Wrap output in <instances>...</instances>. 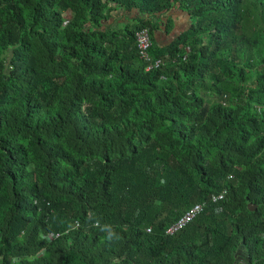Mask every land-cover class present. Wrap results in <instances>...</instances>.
<instances>
[{
	"label": "trees",
	"instance_id": "trees-1",
	"mask_svg": "<svg viewBox=\"0 0 264 264\" xmlns=\"http://www.w3.org/2000/svg\"><path fill=\"white\" fill-rule=\"evenodd\" d=\"M0 264H264V0H0Z\"/></svg>",
	"mask_w": 264,
	"mask_h": 264
},
{
	"label": "built area",
	"instance_id": "built-area-1",
	"mask_svg": "<svg viewBox=\"0 0 264 264\" xmlns=\"http://www.w3.org/2000/svg\"><path fill=\"white\" fill-rule=\"evenodd\" d=\"M134 43L135 47L137 49L139 57L144 60L145 62L149 60L147 56V49L151 46V40L150 35L146 29H141L140 31H137L134 34ZM160 62L156 61L154 64H151L146 67V69H150L151 66H159ZM222 193L218 196H214L213 199L221 198ZM203 208V204L196 203L193 206H191L187 211H185L177 221L173 223L168 229L167 232L173 233L177 229H179L181 226H183L186 222L191 220L194 215L198 214Z\"/></svg>",
	"mask_w": 264,
	"mask_h": 264
},
{
	"label": "clouds",
	"instance_id": "clouds-1",
	"mask_svg": "<svg viewBox=\"0 0 264 264\" xmlns=\"http://www.w3.org/2000/svg\"><path fill=\"white\" fill-rule=\"evenodd\" d=\"M113 235H114V233L109 232V236H108V238H109V239H112V238H113Z\"/></svg>",
	"mask_w": 264,
	"mask_h": 264
},
{
	"label": "rangeland",
	"instance_id": "rangeland-1",
	"mask_svg": "<svg viewBox=\"0 0 264 264\" xmlns=\"http://www.w3.org/2000/svg\"><path fill=\"white\" fill-rule=\"evenodd\" d=\"M181 21L183 22L184 20L181 19ZM181 21L179 22V25H178V27H177V29H179V30L181 29L180 26L182 25Z\"/></svg>",
	"mask_w": 264,
	"mask_h": 264
},
{
	"label": "crops",
	"instance_id": "crops-1",
	"mask_svg": "<svg viewBox=\"0 0 264 264\" xmlns=\"http://www.w3.org/2000/svg\"><path fill=\"white\" fill-rule=\"evenodd\" d=\"M180 16H181V15H180ZM181 19H182V18H181ZM182 20H183V19H182ZM180 21H181V20H180ZM180 21H179V22H180ZM179 22H178V23H179Z\"/></svg>",
	"mask_w": 264,
	"mask_h": 264
}]
</instances>
